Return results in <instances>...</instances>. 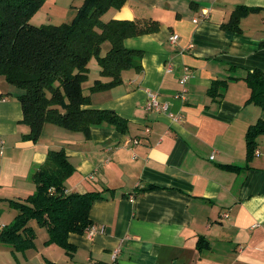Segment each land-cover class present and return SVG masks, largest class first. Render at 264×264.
Wrapping results in <instances>:
<instances>
[{"label": "crops", "instance_id": "crops-1", "mask_svg": "<svg viewBox=\"0 0 264 264\" xmlns=\"http://www.w3.org/2000/svg\"><path fill=\"white\" fill-rule=\"evenodd\" d=\"M238 5L259 10L240 19L238 32L220 28ZM111 10L107 17L158 22L123 41L142 50L139 70L90 92L94 80L110 78L89 62L82 84L88 106L121 115L126 132L104 123L86 139L44 123L36 142L23 140L20 90L0 75V199L32 194L31 174L60 149L74 168L65 191L103 196L89 209L92 232L68 234L71 255L44 244L46 229L34 221V247L23 252L39 264H264V132L251 153L245 137L264 110L244 79L264 74V0H126ZM150 94L165 111L147 109Z\"/></svg>", "mask_w": 264, "mask_h": 264}, {"label": "trees", "instance_id": "trees-1", "mask_svg": "<svg viewBox=\"0 0 264 264\" xmlns=\"http://www.w3.org/2000/svg\"><path fill=\"white\" fill-rule=\"evenodd\" d=\"M125 1L83 0L70 22L34 25L28 19L44 0H0V75L20 90L16 95L22 111L19 122L29 127L23 140L36 142L44 123L81 132L86 139L92 126L104 123L126 132L125 118L110 109L88 106L89 96L82 91L92 57L99 66L98 75L110 79L94 80L90 92L118 85L123 70L141 68L142 50L127 48L123 41L155 32L158 22L102 19L108 9H119ZM257 10L258 7L238 5L220 28L238 32L240 19ZM105 44L107 48L101 53ZM244 79L251 89L249 100L264 110V74L254 69ZM224 81L216 83L223 85ZM208 94L217 95L216 87H209ZM262 132L264 119L248 127V153L254 148L255 137ZM73 170L62 149L49 150L44 163L31 174L35 191L24 200H9L15 215L9 226H2L0 243L13 251L33 248L35 231L30 222L34 221L46 229L48 238L44 244L54 243L71 255L75 246L68 241V234L83 233L91 225L90 206L103 198L97 190L66 192L64 182ZM150 188L154 186L144 189Z\"/></svg>", "mask_w": 264, "mask_h": 264}, {"label": "rangeland", "instance_id": "rangeland-1", "mask_svg": "<svg viewBox=\"0 0 264 264\" xmlns=\"http://www.w3.org/2000/svg\"><path fill=\"white\" fill-rule=\"evenodd\" d=\"M82 3L83 0H44L42 5L29 17V23L34 25L68 23L75 17ZM111 9L112 8L108 9L102 15V19L107 20L110 18L107 16L113 11ZM106 48L107 44L104 45L101 53ZM89 62L90 65H96L94 57H92ZM86 81L84 83H86ZM25 198H20V200H24ZM14 215L15 209L9 205V201L0 199V225L3 223L9 226L13 222ZM42 230L43 229H40L39 231ZM28 257L29 254L26 252L13 251L10 246L0 243V264H39L35 259H28Z\"/></svg>", "mask_w": 264, "mask_h": 264}, {"label": "built area", "instance_id": "built-area-1", "mask_svg": "<svg viewBox=\"0 0 264 264\" xmlns=\"http://www.w3.org/2000/svg\"><path fill=\"white\" fill-rule=\"evenodd\" d=\"M197 19H194V22L196 21ZM178 39V35L177 34H171L169 36V41L171 43H174L176 42V40ZM168 71L170 70V66H167L166 68ZM188 78V74H184L181 79H180V83L183 84L185 83V81L187 80ZM147 109H153V110H163L165 111L167 106L165 104H159L156 97L152 94L149 95V100L147 102ZM136 142V141H134ZM211 157H213V155H211ZM223 216H227V213H224ZM86 230H89L90 232H92L93 230V225H90Z\"/></svg>", "mask_w": 264, "mask_h": 264}]
</instances>
